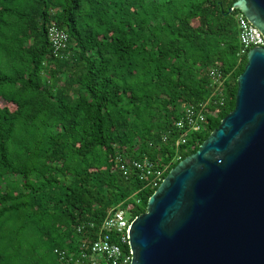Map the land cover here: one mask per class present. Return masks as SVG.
<instances>
[{
    "label": "trees",
    "instance_id": "trees-1",
    "mask_svg": "<svg viewBox=\"0 0 264 264\" xmlns=\"http://www.w3.org/2000/svg\"><path fill=\"white\" fill-rule=\"evenodd\" d=\"M234 2L0 0V264H62L53 250L79 254V224L145 212L157 187L115 157L148 159L164 178L232 111L246 63ZM51 24L67 34L61 58ZM219 91L201 132L175 128L186 104Z\"/></svg>",
    "mask_w": 264,
    "mask_h": 264
},
{
    "label": "water",
    "instance_id": "water-1",
    "mask_svg": "<svg viewBox=\"0 0 264 264\" xmlns=\"http://www.w3.org/2000/svg\"><path fill=\"white\" fill-rule=\"evenodd\" d=\"M264 39V0H235ZM234 107L180 160L127 229L130 264H264V47L246 53Z\"/></svg>",
    "mask_w": 264,
    "mask_h": 264
},
{
    "label": "built area",
    "instance_id": "built-area-1",
    "mask_svg": "<svg viewBox=\"0 0 264 264\" xmlns=\"http://www.w3.org/2000/svg\"><path fill=\"white\" fill-rule=\"evenodd\" d=\"M236 25L240 44L238 56L245 55L251 48L264 47V39L260 32L240 12L236 15ZM46 36L53 57L61 58V52L65 50L68 40L67 34L51 24L47 28ZM208 73L214 81L219 80L218 68H210ZM216 98L197 105L186 104L182 108L181 115L174 122L175 128L186 134L201 132L206 124L205 113L214 116L217 114V110L212 112L208 110L209 105L218 104L221 107L224 104L222 92L219 91ZM184 133L180 135L176 145L185 143ZM165 139L163 137V140ZM114 166L124 176L133 173L139 181L146 182L149 189L157 187L163 179L162 170L148 159L129 160L117 155ZM127 212L122 208L111 210L97 228L91 222L76 226V232L83 238L79 254L73 255L61 249H54L53 253L62 264H130L131 252L127 242V229L135 217L130 212L131 215L129 213L127 215Z\"/></svg>",
    "mask_w": 264,
    "mask_h": 264
},
{
    "label": "rangeland",
    "instance_id": "rangeland-1",
    "mask_svg": "<svg viewBox=\"0 0 264 264\" xmlns=\"http://www.w3.org/2000/svg\"><path fill=\"white\" fill-rule=\"evenodd\" d=\"M128 213H129V212H127V215H128ZM129 215H131V214L129 213Z\"/></svg>",
    "mask_w": 264,
    "mask_h": 264
}]
</instances>
